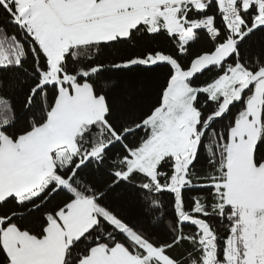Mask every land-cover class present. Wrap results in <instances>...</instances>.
Instances as JSON below:
<instances>
[{
	"label": "snow or ice",
	"instance_id": "6c2138e0",
	"mask_svg": "<svg viewBox=\"0 0 264 264\" xmlns=\"http://www.w3.org/2000/svg\"><path fill=\"white\" fill-rule=\"evenodd\" d=\"M0 264H264V0H0Z\"/></svg>",
	"mask_w": 264,
	"mask_h": 264
},
{
	"label": "trees",
	"instance_id": "16d2710c",
	"mask_svg": "<svg viewBox=\"0 0 264 264\" xmlns=\"http://www.w3.org/2000/svg\"><path fill=\"white\" fill-rule=\"evenodd\" d=\"M123 46H117L116 48H113L111 50H104V58L106 60V62L108 60H110L118 51H120V49L122 48ZM210 74L208 73H205L204 77H202V79H208ZM155 99V96H154V93L149 90L145 95H144V104L147 105V104H150L154 101ZM141 135H143V133H141ZM205 162L202 160L201 161V165L200 167L203 168L205 167Z\"/></svg>",
	"mask_w": 264,
	"mask_h": 264
}]
</instances>
